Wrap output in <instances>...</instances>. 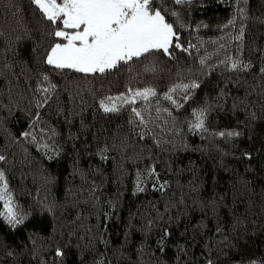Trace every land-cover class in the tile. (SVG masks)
<instances>
[{"label": "trees", "instance_id": "16d2710c", "mask_svg": "<svg viewBox=\"0 0 264 264\" xmlns=\"http://www.w3.org/2000/svg\"><path fill=\"white\" fill-rule=\"evenodd\" d=\"M167 7L179 14L170 22L181 43L195 46L190 55L157 53L105 77L53 75L58 94L37 110L49 25L31 0H0V170L13 207L27 216L14 227L0 215V264H264V0ZM237 58L252 67L232 70ZM193 81L200 87L182 108L163 98L173 84ZM145 87L158 97L117 113L98 106ZM131 107L151 121L147 128L131 123ZM201 107L207 131H189ZM231 131L241 135L219 136Z\"/></svg>", "mask_w": 264, "mask_h": 264}, {"label": "snow or ice", "instance_id": "6c2138e0", "mask_svg": "<svg viewBox=\"0 0 264 264\" xmlns=\"http://www.w3.org/2000/svg\"><path fill=\"white\" fill-rule=\"evenodd\" d=\"M172 3L182 5L191 3V0H172ZM31 4L39 10L42 19L49 25L47 36L52 41L43 50L39 62L45 67L37 72L34 82L32 103L37 110L49 106L53 97L58 94V85L53 83V75L63 76L71 72L84 77H105L108 74L119 73L125 70V67L131 71L134 62L141 61L142 58L147 59L150 55L159 53L174 60L177 59V51L190 55V49L195 47L190 43L187 46L181 43V36L175 23L170 22L172 17L178 18L179 14L176 11L169 12L167 0H31ZM228 23L234 24L235 20ZM180 27L184 25L180 24ZM243 35L242 27L235 39L242 40ZM24 38L20 37L17 40ZM4 51H11L14 56L18 54V50L11 46ZM200 63L204 64L205 60L201 59ZM4 67L11 68L12 65L5 64ZM230 67L232 70H249L252 65L237 58L230 59ZM145 70L155 71L156 68L155 65H146ZM259 71L264 74V67ZM199 87L200 84L195 81L175 83L163 94V98L169 101L173 108L179 109L191 99L192 90ZM178 93L183 95L178 96ZM158 95L154 87H145L142 90L128 88L125 93L116 96L106 95L99 99L98 106L104 113H117L124 105H134L138 99L146 101ZM130 111L136 118L131 123L136 125L138 121L139 125L147 128L151 121L136 107H131ZM164 111L169 116L172 115L169 109L165 108ZM33 115L32 127H35L41 119L40 112L37 111ZM192 115L195 120L189 123V131H207L205 121L208 108L195 109ZM40 131L43 132V129ZM21 135L25 139L31 136L33 141L36 140V136L30 131H25ZM137 135L144 139L143 132ZM225 135L240 136L241 133L236 131L219 133L221 137ZM248 158L251 159V156ZM5 160L6 156L0 154V162ZM150 174L158 175L154 166L151 167ZM0 182L3 183L0 200H4L6 209L0 215L14 227L24 224L27 216L13 207L3 170H0ZM141 183L142 181L138 182L137 190L143 192ZM159 187L162 190L165 184ZM165 235L168 233L165 232ZM55 256L63 257L64 252L57 249ZM99 264L104 262L101 260ZM208 264H212V261L209 260Z\"/></svg>", "mask_w": 264, "mask_h": 264}]
</instances>
